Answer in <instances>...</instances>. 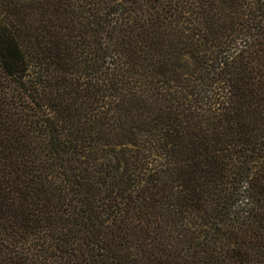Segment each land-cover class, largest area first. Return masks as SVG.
I'll return each instance as SVG.
<instances>
[{
  "label": "trees",
  "instance_id": "16d2710c",
  "mask_svg": "<svg viewBox=\"0 0 264 264\" xmlns=\"http://www.w3.org/2000/svg\"><path fill=\"white\" fill-rule=\"evenodd\" d=\"M0 264H264V0H0Z\"/></svg>",
  "mask_w": 264,
  "mask_h": 264
}]
</instances>
